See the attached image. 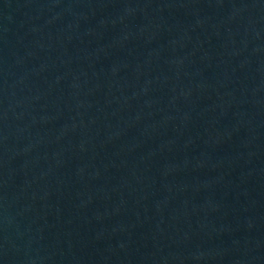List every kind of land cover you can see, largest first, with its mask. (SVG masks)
I'll return each instance as SVG.
<instances>
[{
  "label": "water",
  "instance_id": "obj_1",
  "mask_svg": "<svg viewBox=\"0 0 264 264\" xmlns=\"http://www.w3.org/2000/svg\"><path fill=\"white\" fill-rule=\"evenodd\" d=\"M0 264H264V0H0Z\"/></svg>",
  "mask_w": 264,
  "mask_h": 264
}]
</instances>
